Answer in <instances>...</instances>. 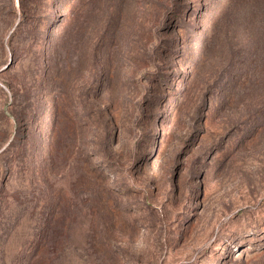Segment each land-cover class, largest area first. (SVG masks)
Segmentation results:
<instances>
[{
	"label": "rangeland",
	"instance_id": "1",
	"mask_svg": "<svg viewBox=\"0 0 264 264\" xmlns=\"http://www.w3.org/2000/svg\"><path fill=\"white\" fill-rule=\"evenodd\" d=\"M0 264H264V0H0Z\"/></svg>",
	"mask_w": 264,
	"mask_h": 264
}]
</instances>
